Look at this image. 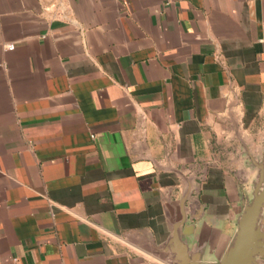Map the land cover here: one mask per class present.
I'll return each mask as SVG.
<instances>
[{
	"label": "crops",
	"instance_id": "1",
	"mask_svg": "<svg viewBox=\"0 0 264 264\" xmlns=\"http://www.w3.org/2000/svg\"><path fill=\"white\" fill-rule=\"evenodd\" d=\"M238 134L264 141V0H0V264L215 262Z\"/></svg>",
	"mask_w": 264,
	"mask_h": 264
},
{
	"label": "water",
	"instance_id": "2",
	"mask_svg": "<svg viewBox=\"0 0 264 264\" xmlns=\"http://www.w3.org/2000/svg\"><path fill=\"white\" fill-rule=\"evenodd\" d=\"M238 139L243 142L244 152L250 158L249 167L256 170L257 174L251 181L249 193L238 216L233 239L218 260L209 264H264V142L263 150L257 157L239 134ZM170 240L179 241L177 228ZM184 264L208 263L191 259Z\"/></svg>",
	"mask_w": 264,
	"mask_h": 264
},
{
	"label": "rangeland",
	"instance_id": "3",
	"mask_svg": "<svg viewBox=\"0 0 264 264\" xmlns=\"http://www.w3.org/2000/svg\"><path fill=\"white\" fill-rule=\"evenodd\" d=\"M244 142L249 146V149L251 150V152H253V154L255 156H259L263 150V142H259L260 146L257 147V140L255 141V143H252L251 141H248L244 138ZM240 144V147L243 148V142L239 141L238 142ZM254 149V151L252 150ZM256 149V152H255ZM243 155H244V159L246 160L247 165L249 166V162H250V158L249 156L246 154V152H244V148H243ZM251 170L253 171L252 173H246L245 171H241V176L243 179H247V181H249V186L251 185V181L255 178L256 176V170H254L253 168H251Z\"/></svg>",
	"mask_w": 264,
	"mask_h": 264
},
{
	"label": "built area",
	"instance_id": "4",
	"mask_svg": "<svg viewBox=\"0 0 264 264\" xmlns=\"http://www.w3.org/2000/svg\"><path fill=\"white\" fill-rule=\"evenodd\" d=\"M7 47H8L9 49H12V48H14V44H13V43L8 44Z\"/></svg>",
	"mask_w": 264,
	"mask_h": 264
}]
</instances>
